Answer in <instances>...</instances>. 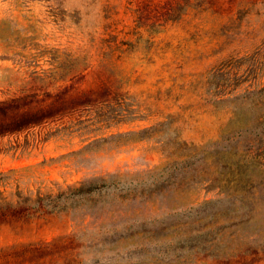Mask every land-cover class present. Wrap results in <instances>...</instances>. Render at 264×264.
I'll use <instances>...</instances> for the list:
<instances>
[{"label":"rangeland","instance_id":"rangeland-1","mask_svg":"<svg viewBox=\"0 0 264 264\" xmlns=\"http://www.w3.org/2000/svg\"><path fill=\"white\" fill-rule=\"evenodd\" d=\"M263 127L264 0H0V264H264Z\"/></svg>","mask_w":264,"mask_h":264},{"label":"trees","instance_id":"trees-1","mask_svg":"<svg viewBox=\"0 0 264 264\" xmlns=\"http://www.w3.org/2000/svg\"><path fill=\"white\" fill-rule=\"evenodd\" d=\"M236 113H239L238 111H236ZM254 139L258 142L257 144L259 145V146H261L262 148H264V127L259 131V133H257L256 135H255V137H254ZM217 150V149H216ZM215 150V151H216ZM222 150H226V149H222ZM221 150V151H222ZM224 164H225V162H224ZM104 184V182H102V183H100L99 185H97V184H95V183H91V182H89V183H82L80 186H78V187H76V188H74V191L76 192V193H90V192H92L94 189H97V188H99V187H101L102 185ZM41 200V197H38V198H36V199H34V203H36V202H38V201H40ZM246 202H248V201H246ZM55 206H57V205H50V206H48V204L47 203H40L38 206H37V208H36V211H47V212H52L53 210H54V208H55ZM243 208H247V210L249 209V208H251V205H250V203H243ZM62 208V207H61ZM59 210H61L60 208H58ZM25 210V209H24Z\"/></svg>","mask_w":264,"mask_h":264}]
</instances>
